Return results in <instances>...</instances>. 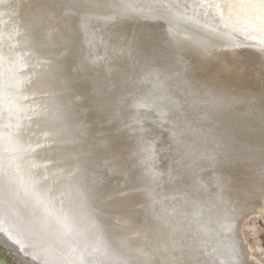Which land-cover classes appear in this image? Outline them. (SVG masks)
Returning <instances> with one entry per match:
<instances>
[{
    "label": "bare ground",
    "instance_id": "1",
    "mask_svg": "<svg viewBox=\"0 0 264 264\" xmlns=\"http://www.w3.org/2000/svg\"><path fill=\"white\" fill-rule=\"evenodd\" d=\"M100 2L106 6L94 11L40 13L38 0H0V264H167L173 257L185 264H254L238 225L248 213L264 212L259 192L264 31L243 11L205 6L212 0ZM159 3L165 7H148ZM38 14L49 18L42 28L36 24ZM159 14L163 21L145 18ZM160 23L174 37L170 52H176L178 80L187 92H174L177 100L162 105L174 113L183 111L197 127L189 134L192 159L185 169L197 171V176H172L174 181L162 187L149 179L142 156L129 162L127 176L106 166L117 151L127 157L133 144L128 125L139 121L145 136L161 135L154 128L159 121L148 123L146 114L136 109L141 97H135L134 109L121 99L126 85H119L128 76L122 69L141 67L142 60L114 50L118 34L158 32ZM53 29L70 38L67 48L54 50L68 86L57 97L70 106L64 123L46 111L50 98L40 87L50 59L40 40L55 35ZM155 48L150 45L146 52L164 70L165 62L157 59L169 52ZM242 62L256 70L252 79L238 72ZM209 91L222 96L224 105L206 120L201 118L206 106L191 104L190 93ZM142 109L152 115L163 111ZM73 124L83 131L76 144L71 143ZM161 138L158 143L166 142ZM208 154L215 160L202 158ZM78 163L102 176L109 190L127 191V180L148 185L151 195L138 194L131 215L111 208L101 213L94 202L82 201L72 191ZM167 164L174 166V160ZM152 166L156 178L160 168L168 167L156 157ZM218 176L230 177L232 187H221ZM199 182L204 188L196 202L200 215L194 217L177 195ZM200 236L208 238V248L199 247Z\"/></svg>",
    "mask_w": 264,
    "mask_h": 264
},
{
    "label": "snow or ice",
    "instance_id": "2",
    "mask_svg": "<svg viewBox=\"0 0 264 264\" xmlns=\"http://www.w3.org/2000/svg\"><path fill=\"white\" fill-rule=\"evenodd\" d=\"M38 12L42 13L45 10L51 11L56 9H64L67 12L77 11H94L105 7L100 0H38ZM208 7L227 8L230 10H240L247 14L254 22L258 23L261 31H264V0H221L216 3L212 0L211 3L205 5ZM149 9L165 7L164 4L159 3L149 5ZM146 19H155L163 21L165 19L163 14L146 15ZM49 18L43 14H38L36 17V24L39 28L47 24ZM158 32H140L128 35L126 33L118 34L115 44V52L117 54H127L129 57L136 54L138 62L142 60L141 67L145 69L144 78H155L158 82L161 79L162 68L158 67L155 62V57L147 54L146 49L150 45H155L156 51L164 49L170 52L172 45V34L169 29L164 30L163 23L158 25ZM55 32V29H53ZM70 38L66 32H55V35L43 37L40 40L42 48L46 49L49 59V69L40 78V87L46 90V94L50 98V108L46 109L49 115L56 121L64 123L67 112L70 106H65L57 101V97L63 95L68 91L66 82L61 78L63 72V63L59 56L56 55L55 49L67 48ZM111 72L112 69L108 68ZM178 75V73L176 74ZM191 104L205 105V110L202 112V119L210 120L214 114V110L221 108L224 105V98L217 95L215 92H204L203 95L190 93ZM76 100L80 97L76 96ZM264 120V111L261 114ZM75 134L71 140L72 144L79 142V137L83 135L82 126L80 124H73ZM130 129L129 139L133 141L132 147L129 148L127 157L122 159L119 151L112 155V158L106 161V166H110V171L127 176L131 169L128 167L130 161L136 160L141 156L148 159H154V141L148 140L145 136V129L136 121L134 125H128ZM262 137H264V128L261 129ZM182 133L180 131L173 132V143L177 153V159L174 166L170 168V174L176 178H183L184 170L189 166L188 161L192 159V152L189 146L183 142ZM262 151H264V144H262ZM202 158L215 160L214 154H208ZM76 159V157H75ZM76 170L79 173L74 184L71 185L72 191L80 200H90L94 202L101 213L106 209H115L116 211L129 210L131 215V207L135 203V198L141 192L151 195V188L144 184L137 186L136 182H129L126 180L125 186L127 191H122L119 187L115 189H107L103 183V177L97 172H89L86 168H82L78 163ZM259 192L261 199H264V167L261 168L260 173ZM216 182L221 187H232V180L228 176L216 177ZM131 184V186H129ZM167 264H185L184 261L178 260L175 257L167 262Z\"/></svg>",
    "mask_w": 264,
    "mask_h": 264
},
{
    "label": "rangeland",
    "instance_id": "3",
    "mask_svg": "<svg viewBox=\"0 0 264 264\" xmlns=\"http://www.w3.org/2000/svg\"><path fill=\"white\" fill-rule=\"evenodd\" d=\"M89 29H91V27ZM113 29L115 28L113 27L111 30ZM173 38L174 37L172 36V39ZM174 55L176 56V52L171 51V53H168L166 57L157 59V61H160V63L165 62L166 64V69L162 70L161 74V79H163L162 82H158L155 78L145 79V70L140 66H129L128 70H123L121 68L122 72L127 71L128 76L125 77L124 82L119 85V87L122 88L126 85L125 92L121 93L123 95L121 99L128 100L131 103L129 107L133 106L134 109V107H136L135 103H133L135 101V97H141V101L138 103L139 106L137 105L136 109H140L142 113L144 112L146 114V121H148V123L156 125L155 122L159 121V124L156 125V127L154 126V128L159 130V132L161 133L160 137L156 138L154 136H146V138L148 140L154 141V148L156 145H158L157 152L154 151L155 157L158 158V160L161 158L165 162V166H168L167 170L166 168H160V171L158 173L159 177L156 178L157 175L153 173V159H148L147 157L142 156V163L144 169H146L149 179H151L153 184L155 182V186L161 187L166 185L167 183L174 181L172 175H170L169 173L171 166L167 164V161L172 162V160H174L175 162V160L177 159V153L175 151V145L173 143V132L177 130L180 131L183 134L180 138L183 139L184 144L186 146H189L191 150L192 145L189 134H194L195 132H197V127L194 124L193 118L187 117L188 115H186L183 111L174 113L169 109H166L165 106L162 105V103L166 101L174 102L177 100L174 92H176L177 95L183 93L187 94L183 87V81L178 80L179 74L181 73L180 68H175L177 60L173 58ZM159 56L160 54L158 55V57ZM241 66L242 67L238 69L240 75H247L249 73V76L252 79L254 71L256 72V70L252 68V65L246 68L244 63L242 62ZM177 73L178 75H176ZM140 76L143 77L140 78ZM170 83H172L173 85L170 86ZM126 92L128 95L127 98L125 96ZM141 92L143 95H141ZM148 106H151L153 108H162L163 111L160 113H155L154 115H152L151 112L145 110L142 111V108ZM129 107L118 113L124 114L130 109ZM162 136H165L167 140L165 139L166 142L161 141L160 144L158 143V140ZM147 167L149 168V170H147ZM196 176L197 171L187 173L184 170L183 178H194ZM203 188V185L200 183L197 188L181 190L177 195L178 197L184 199L186 204H189V210L194 217H198L200 215L198 214L196 209V202L199 200L198 195ZM238 230L240 232V236L244 242V245L249 252V256L252 257L250 260L253 261L254 264H264V212L253 214L252 212L248 213L244 220L240 221ZM197 241L201 249L209 247L208 238L200 236ZM208 257L210 260H214V257L210 254H208Z\"/></svg>",
    "mask_w": 264,
    "mask_h": 264
}]
</instances>
